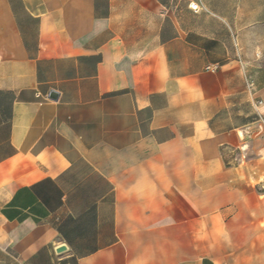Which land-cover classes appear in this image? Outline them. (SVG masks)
I'll use <instances>...</instances> for the list:
<instances>
[{
    "label": "crops",
    "instance_id": "0c3cea01",
    "mask_svg": "<svg viewBox=\"0 0 264 264\" xmlns=\"http://www.w3.org/2000/svg\"><path fill=\"white\" fill-rule=\"evenodd\" d=\"M0 264H264V0H0Z\"/></svg>",
    "mask_w": 264,
    "mask_h": 264
},
{
    "label": "water",
    "instance_id": "95a60500",
    "mask_svg": "<svg viewBox=\"0 0 264 264\" xmlns=\"http://www.w3.org/2000/svg\"><path fill=\"white\" fill-rule=\"evenodd\" d=\"M50 96H51L52 98H56V94L53 93V92L50 93ZM64 249H65V247H59V248L57 249V252L63 251Z\"/></svg>",
    "mask_w": 264,
    "mask_h": 264
},
{
    "label": "built area",
    "instance_id": "2783aa9c",
    "mask_svg": "<svg viewBox=\"0 0 264 264\" xmlns=\"http://www.w3.org/2000/svg\"><path fill=\"white\" fill-rule=\"evenodd\" d=\"M190 8L194 11H197L198 10V5L197 4H191L190 5ZM251 86V85H250Z\"/></svg>",
    "mask_w": 264,
    "mask_h": 264
}]
</instances>
